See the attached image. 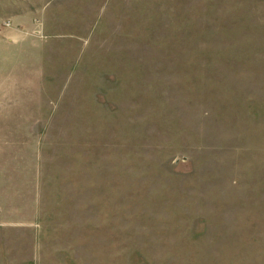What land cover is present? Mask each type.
I'll return each mask as SVG.
<instances>
[{"label":"rangeland","instance_id":"obj_1","mask_svg":"<svg viewBox=\"0 0 264 264\" xmlns=\"http://www.w3.org/2000/svg\"><path fill=\"white\" fill-rule=\"evenodd\" d=\"M0 264H264V0H0Z\"/></svg>","mask_w":264,"mask_h":264}]
</instances>
